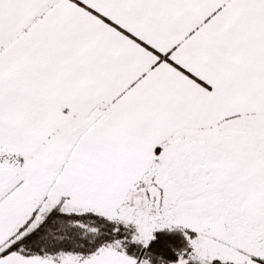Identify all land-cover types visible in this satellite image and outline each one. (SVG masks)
I'll return each instance as SVG.
<instances>
[{
  "label": "snow or ice",
  "instance_id": "snow-or-ice-1",
  "mask_svg": "<svg viewBox=\"0 0 264 264\" xmlns=\"http://www.w3.org/2000/svg\"><path fill=\"white\" fill-rule=\"evenodd\" d=\"M0 264H264V0H0Z\"/></svg>",
  "mask_w": 264,
  "mask_h": 264
}]
</instances>
